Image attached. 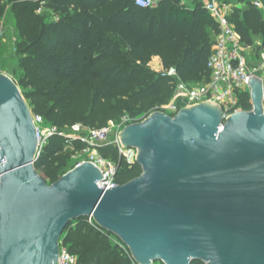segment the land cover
Returning <instances> with one entry per match:
<instances>
[{"label":"water","instance_id":"95a60500","mask_svg":"<svg viewBox=\"0 0 264 264\" xmlns=\"http://www.w3.org/2000/svg\"><path fill=\"white\" fill-rule=\"evenodd\" d=\"M251 111L223 119L214 103L156 112L120 133L140 177L100 189L86 162L48 185L15 81L0 74V264H58L70 222L92 219L136 264H264V83L249 81Z\"/></svg>","mask_w":264,"mask_h":264},{"label":"trees","instance_id":"16d2710c","mask_svg":"<svg viewBox=\"0 0 264 264\" xmlns=\"http://www.w3.org/2000/svg\"><path fill=\"white\" fill-rule=\"evenodd\" d=\"M237 1L246 9L233 10L230 23L243 44L260 39L264 49L263 14L249 0ZM8 13L18 60L12 79L32 115L58 131L34 164L48 185L78 165L72 164L75 154L89 149L70 138L74 126L102 129L124 118L128 126L168 104L174 80L151 69L153 58L161 59L164 70L175 68L187 84L206 82L219 34L202 3L191 9L182 0H162L153 8L138 7L135 0H0V39ZM238 100L240 111L252 110L249 93H239ZM95 150L116 165L118 185L141 176L142 168L129 163L117 145ZM93 224L90 218L72 221L60 238L76 264H135L115 243L117 237Z\"/></svg>","mask_w":264,"mask_h":264},{"label":"built area","instance_id":"2783aa9c","mask_svg":"<svg viewBox=\"0 0 264 264\" xmlns=\"http://www.w3.org/2000/svg\"><path fill=\"white\" fill-rule=\"evenodd\" d=\"M161 1L162 0H135V4L141 8H153ZM252 3L255 7L261 8L259 0H252ZM204 9L209 13L219 28V34L216 36L212 54L207 64L209 72L208 80L201 84H187L179 78L175 68L158 71L157 73L162 77L174 80V92L167 105L157 107L151 114L161 112L173 117L183 109L192 108L208 102L216 104L223 110V119L225 120L234 113L240 111L238 108V94H250L251 89L249 81L252 77H258L264 83V52L261 55L259 67H257V69H250L247 58L248 46L241 42L220 0H208L204 4ZM32 117L36 127L39 145L37 151L38 158L49 138L58 134V131L56 128L45 126L40 116L32 115ZM129 122L130 120L128 118H124L121 123L117 124L111 122L102 129H86L81 125L72 128V135L70 138L85 142L89 146L87 151L91 153L86 160L78 163L77 166L89 162L99 168L103 176L102 180L98 183L100 189L110 190L119 185L116 182V165L99 156L95 150L97 146L107 143L115 144L119 148L120 154L125 157L129 163H135L137 150L133 148H124L119 137L120 133ZM84 130L88 131V136L86 138L81 137V132ZM113 132H115L114 139L110 140ZM59 135L65 136L63 133ZM90 223L93 224L94 221L90 219ZM115 243L133 260L129 249L120 240L117 239ZM76 263V257L72 256L67 249L60 244L58 264Z\"/></svg>","mask_w":264,"mask_h":264},{"label":"rangeland","instance_id":"374dc122","mask_svg":"<svg viewBox=\"0 0 264 264\" xmlns=\"http://www.w3.org/2000/svg\"><path fill=\"white\" fill-rule=\"evenodd\" d=\"M15 44H16L15 23L12 15L8 13L3 20V31L0 39V68L4 67L6 71L0 70V74L7 75L10 78H13L18 73L17 71L18 60L16 58ZM114 133L115 132H113L112 136L110 137V140L114 139L115 136ZM87 136H88L87 130L81 132L82 138H86ZM90 154L91 153L88 151L75 154L72 157V164H77L82 162L83 160H86ZM154 264H162V263L155 262Z\"/></svg>","mask_w":264,"mask_h":264},{"label":"crops","instance_id":"0c3cea01","mask_svg":"<svg viewBox=\"0 0 264 264\" xmlns=\"http://www.w3.org/2000/svg\"><path fill=\"white\" fill-rule=\"evenodd\" d=\"M182 1L185 6L193 9L196 4L202 3L204 5L208 0H182ZM249 1L252 3V0ZM259 1L261 3V8L258 9L261 11V13L264 16V0H259ZM220 3L224 6V11L228 15V17L233 13V10L235 9H239V10L246 9V4L239 3L237 0H220ZM263 52L264 49L262 47V42L260 39H257L254 42L253 46H248L247 58L250 69H257V67H259L261 55ZM150 67L155 72H158L163 69V63L160 58L156 57L153 58L152 62L150 63Z\"/></svg>","mask_w":264,"mask_h":264}]
</instances>
